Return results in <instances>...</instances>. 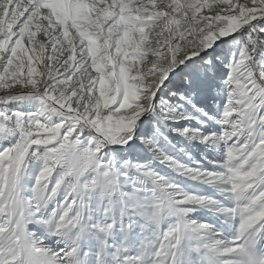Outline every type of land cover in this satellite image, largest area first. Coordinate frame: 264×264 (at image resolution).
<instances>
[{"label":"snow or ice","instance_id":"1","mask_svg":"<svg viewBox=\"0 0 264 264\" xmlns=\"http://www.w3.org/2000/svg\"><path fill=\"white\" fill-rule=\"evenodd\" d=\"M0 264H264V0H0Z\"/></svg>","mask_w":264,"mask_h":264}]
</instances>
